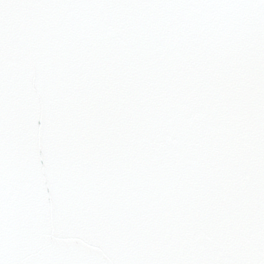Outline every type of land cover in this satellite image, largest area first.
Wrapping results in <instances>:
<instances>
[{
	"label": "snow or ice",
	"instance_id": "snow-or-ice-1",
	"mask_svg": "<svg viewBox=\"0 0 264 264\" xmlns=\"http://www.w3.org/2000/svg\"><path fill=\"white\" fill-rule=\"evenodd\" d=\"M0 264H264V0H0Z\"/></svg>",
	"mask_w": 264,
	"mask_h": 264
}]
</instances>
